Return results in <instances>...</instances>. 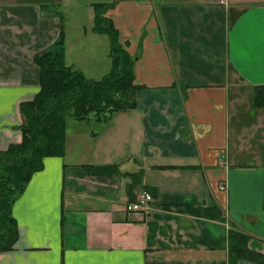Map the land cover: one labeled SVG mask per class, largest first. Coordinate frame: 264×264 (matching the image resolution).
<instances>
[{
  "label": "crops",
  "instance_id": "0c3cea01",
  "mask_svg": "<svg viewBox=\"0 0 264 264\" xmlns=\"http://www.w3.org/2000/svg\"><path fill=\"white\" fill-rule=\"evenodd\" d=\"M63 2L0 0V150L20 140L34 54L59 35L64 65L111 67L93 9L67 39ZM105 15L133 57L132 103L42 157L11 203L0 264H230L233 231L259 255L231 264H264V0H117ZM89 39L107 50L87 63ZM140 188L151 209L124 210Z\"/></svg>",
  "mask_w": 264,
  "mask_h": 264
},
{
  "label": "trees",
  "instance_id": "16d2710c",
  "mask_svg": "<svg viewBox=\"0 0 264 264\" xmlns=\"http://www.w3.org/2000/svg\"><path fill=\"white\" fill-rule=\"evenodd\" d=\"M117 0H91V29L109 38L110 69L100 78L85 77L61 61L62 38L34 54L39 68L38 89L31 99L19 102L20 140L0 150V251L10 249L17 237L11 203L30 174L42 165V157L63 151L64 116L105 119L112 111L132 103L133 57L118 39L117 29L105 10ZM261 90L264 86H260ZM229 263L259 255L246 246L247 235L230 232Z\"/></svg>",
  "mask_w": 264,
  "mask_h": 264
},
{
  "label": "rangeland",
  "instance_id": "374dc122",
  "mask_svg": "<svg viewBox=\"0 0 264 264\" xmlns=\"http://www.w3.org/2000/svg\"><path fill=\"white\" fill-rule=\"evenodd\" d=\"M90 2H91V0H64V2L62 4L63 7L60 8V10H61V13L63 15V18H65V20H66L64 22V31L66 33L67 39H70L74 33L79 32V27H81V25H82L81 23H85V25H88L87 23H89V25H90V23H92V8L90 5ZM79 39L77 38V41ZM71 41H72V43L68 42V47H69V54H68L69 58L68 59H70L69 61L75 59L74 57H72V55H73L72 46L75 44V38L72 39ZM69 44H72V45H69ZM105 44H106V42L102 43L101 40L97 41V40L89 39V58L86 60L87 63L89 62V60L91 61L95 58H100L102 56L103 52H105L107 50L105 48L106 47ZM82 59H84V57L82 55H78V60L83 61ZM74 61H76V59ZM82 68H83V66H82ZM84 69H85L87 75H89V73H90L89 69L86 70L87 67H85ZM107 69H108V67L104 70V72ZM100 71H101V68L99 66H98V68H96L92 71V73L94 74V77H93L94 79L100 78L102 76ZM238 103L240 104L239 105L240 108H244V107H246V105H245L246 103H251V102L250 101H239ZM78 120H81V119H78ZM82 120H81L82 122L74 123L77 121L76 120L74 121L72 116L65 115L64 120H63L65 130L68 131V129H69L70 131H74V129H76L78 131H81V130L85 131L87 129L86 131H89V126L95 127L96 125H98V123L102 122L100 119H96L93 117L92 118L87 117V118H84ZM74 124H76V125H74ZM64 135H65V131L63 134V139H65ZM252 145L253 144H251V147H252ZM86 150H88V149H86Z\"/></svg>",
  "mask_w": 264,
  "mask_h": 264
},
{
  "label": "built area",
  "instance_id": "2783aa9c",
  "mask_svg": "<svg viewBox=\"0 0 264 264\" xmlns=\"http://www.w3.org/2000/svg\"><path fill=\"white\" fill-rule=\"evenodd\" d=\"M152 196L145 188H140L134 197L123 204L126 211L146 213L151 209Z\"/></svg>",
  "mask_w": 264,
  "mask_h": 264
}]
</instances>
